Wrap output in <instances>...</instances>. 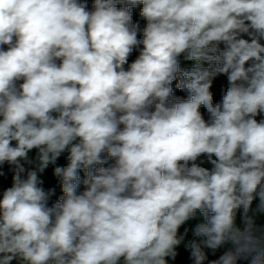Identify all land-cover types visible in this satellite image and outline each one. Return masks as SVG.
I'll use <instances>...</instances> for the list:
<instances>
[{"label":"clouds","instance_id":"1","mask_svg":"<svg viewBox=\"0 0 264 264\" xmlns=\"http://www.w3.org/2000/svg\"><path fill=\"white\" fill-rule=\"evenodd\" d=\"M261 41L264 0H94L91 11L82 0H0V165L15 173L0 193V264H167L197 211L194 264L202 245L226 242L233 250L211 264L249 254L264 264V231L248 215L257 199L264 213ZM218 74L229 87L214 106ZM174 80L188 99H170ZM65 152L54 168L63 195L49 206L55 190L39 174Z\"/></svg>","mask_w":264,"mask_h":264},{"label":"trees","instance_id":"2","mask_svg":"<svg viewBox=\"0 0 264 264\" xmlns=\"http://www.w3.org/2000/svg\"><path fill=\"white\" fill-rule=\"evenodd\" d=\"M82 2L86 3L87 9L89 11H91L93 9L94 0H82ZM118 7H122V5H118ZM141 8H142V5H137V6L132 7L130 9L132 12L133 23L137 24L139 26L138 39L143 38V35H142L143 28L146 26V23H147L140 16ZM248 39H249V37H248ZM261 43L264 44V41H261ZM140 48H142V45L133 49V52L130 54V56L128 58L129 64L132 63L137 58V56L139 55V49ZM251 63H252V61L247 62L246 67L251 66ZM179 64H180L181 71L191 70L194 67V61L185 59V57L183 55L181 57H179ZM127 67H128V65H125L126 69H127ZM176 83H177L176 80H174L172 82L171 87L173 90V95H172V97H170V99H180V100L188 99V97L190 95L189 92H187L186 90L177 89ZM225 86L229 87L228 79L226 81ZM210 91L212 93L213 105L215 106V104L220 103L222 101L223 91L215 93V91L212 87H211ZM200 112L202 113L205 120L207 121L209 119V113L207 112V109L204 108L203 106H201ZM35 155H36V150H32L30 153V159H34ZM112 163H114V161H112V160L108 161L109 165ZM67 164H68L67 153L65 152L59 157L57 164L49 165L48 168H46L43 173L39 174L40 179L43 181L42 187L45 190L54 189L55 185L57 186V189L61 190V184H60L59 178H58V180L53 179L54 168L57 166L66 167ZM24 166H25L26 172H27V170H31L34 167V165H29V164H25ZM104 166H108V165H104ZM202 166L207 167V168H211V165L208 164L207 162H205ZM97 167H99V166H97ZM26 172L24 174H22V178H26ZM14 174H15L14 173V166L9 165L7 163L0 165V193H2L5 189L12 186ZM79 176H80V182H79L78 191H83L84 190L83 180L85 178V171L80 170ZM58 200H59V198H51L48 202L49 206H52L54 203L58 202ZM258 203H259L258 199L253 201V204L251 206V209H250L248 215L253 218V220L255 222L256 229L258 231H264V213H259L256 211ZM235 216H236L237 226L243 228L244 227V225L242 223L243 216H244L243 207L236 210ZM205 222L206 221L204 220L203 214L200 213L199 211H197L194 217L190 218L183 225H181V227L179 229V233L181 235H184L185 230H187V234L184 235V242L176 248L175 258L174 259L171 257L166 258L167 264H194V261L191 258V251L186 245L190 241L195 240L197 242H200L204 239L203 237H196L194 235V230L198 224L205 223ZM202 249L206 255V259L203 261V264H211L212 261L218 260L220 258V256H222L226 252L233 250V245L231 244V242H226L225 244H223L222 246H220L219 248H217L215 250L204 247L202 245ZM252 255H254V254H249L247 259H244V258L238 259L237 264H251ZM12 264H17V262L13 261Z\"/></svg>","mask_w":264,"mask_h":264},{"label":"rangeland","instance_id":"3","mask_svg":"<svg viewBox=\"0 0 264 264\" xmlns=\"http://www.w3.org/2000/svg\"><path fill=\"white\" fill-rule=\"evenodd\" d=\"M242 38L248 39V36L245 34V35H243ZM218 48H219L220 51H224V50H226V45L224 43H221V44L218 45ZM203 63H207V62H201V65L202 66H203ZM205 67H208V66H205ZM226 81H227V75H225V74H218L213 79V81H212V88L214 89L215 93H218L220 91H223V96L226 94V92L228 90V87L225 86ZM58 160H59V158L57 159V161H56L55 164L58 163ZM53 179L54 180H58V177H56L55 175H53ZM54 190H55L54 195H52L50 197V199L51 198H59L61 195H63V192L61 190L57 189V186L56 185L54 186Z\"/></svg>","mask_w":264,"mask_h":264},{"label":"crops","instance_id":"4","mask_svg":"<svg viewBox=\"0 0 264 264\" xmlns=\"http://www.w3.org/2000/svg\"><path fill=\"white\" fill-rule=\"evenodd\" d=\"M195 61H194V65H195ZM205 66H208V68H210V69H214L217 65H215V64H209V63H203V67H205Z\"/></svg>","mask_w":264,"mask_h":264}]
</instances>
